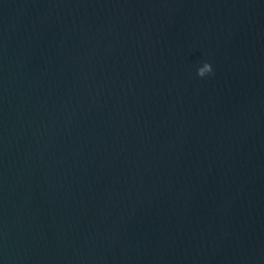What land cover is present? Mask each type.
Returning <instances> with one entry per match:
<instances>
[{
  "label": "water",
  "instance_id": "95a60500",
  "mask_svg": "<svg viewBox=\"0 0 264 264\" xmlns=\"http://www.w3.org/2000/svg\"><path fill=\"white\" fill-rule=\"evenodd\" d=\"M0 264H264V0H0Z\"/></svg>",
  "mask_w": 264,
  "mask_h": 264
},
{
  "label": "clouds",
  "instance_id": "9594fccd",
  "mask_svg": "<svg viewBox=\"0 0 264 264\" xmlns=\"http://www.w3.org/2000/svg\"><path fill=\"white\" fill-rule=\"evenodd\" d=\"M199 77L203 78L206 75L213 74V68L210 63L205 62L202 67H199L197 70Z\"/></svg>",
  "mask_w": 264,
  "mask_h": 264
}]
</instances>
